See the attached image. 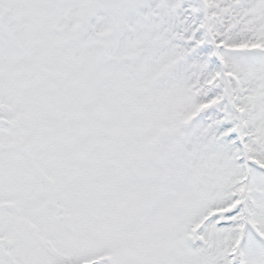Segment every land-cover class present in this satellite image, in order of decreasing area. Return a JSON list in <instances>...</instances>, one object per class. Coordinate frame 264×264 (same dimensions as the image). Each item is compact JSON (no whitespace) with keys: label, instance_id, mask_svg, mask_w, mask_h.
<instances>
[{"label":"snow or ice","instance_id":"snow-or-ice-1","mask_svg":"<svg viewBox=\"0 0 264 264\" xmlns=\"http://www.w3.org/2000/svg\"><path fill=\"white\" fill-rule=\"evenodd\" d=\"M0 264H264V0H0Z\"/></svg>","mask_w":264,"mask_h":264}]
</instances>
